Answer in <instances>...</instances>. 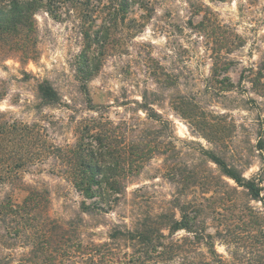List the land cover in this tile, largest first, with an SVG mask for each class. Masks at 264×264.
Masks as SVG:
<instances>
[{"label":"rangeland","instance_id":"374dc122","mask_svg":"<svg viewBox=\"0 0 264 264\" xmlns=\"http://www.w3.org/2000/svg\"><path fill=\"white\" fill-rule=\"evenodd\" d=\"M53 1L25 38V50L37 52V61L0 56V119L38 124L60 146L75 143L78 128L92 118L145 139L155 153L129 177L117 213L160 214L197 202L219 264H264V237L255 233V226L264 231V204L237 194L236 184L207 155L246 178L263 173L264 180V151L258 147L264 95L252 85L264 67V0ZM88 53L92 75L83 63ZM37 80H48L60 102L47 104ZM52 168L47 161L20 174L29 184L50 185L52 217L69 218L81 198L73 191L70 200L64 197L65 183ZM13 194L19 203L25 198L22 191ZM85 218L92 226L119 219ZM200 248L212 257L208 247Z\"/></svg>","mask_w":264,"mask_h":264},{"label":"trees","instance_id":"16d2710c","mask_svg":"<svg viewBox=\"0 0 264 264\" xmlns=\"http://www.w3.org/2000/svg\"><path fill=\"white\" fill-rule=\"evenodd\" d=\"M53 3L0 0V56L7 54L21 63L36 62L37 52L25 50V38L29 31H36V15L44 9L50 11ZM6 41L11 46L8 50ZM92 61L90 53L83 57L89 75L94 73ZM260 71L252 85L256 93L264 95V67ZM37 87L47 104L60 102L59 92L48 80H37ZM82 91L94 107L85 82ZM196 110L192 112L194 117ZM148 119L158 120L149 114ZM150 146L145 139L129 138L126 129L114 127L105 119L92 118L80 126L76 142L65 146L52 141L38 124L20 125L0 119V264H219L213 235L200 220L204 211L197 202L187 201L160 214L132 213L128 218L117 213L126 199L129 177L140 173L155 153ZM258 147L264 151L263 137ZM207 155L223 176L236 184L237 194L264 204L263 173L260 178H246L225 160ZM47 161L52 164V173L65 183L61 192L64 197L73 191L81 198L74 216L52 217L50 185L29 184L20 174ZM15 191L25 193L21 203L15 200ZM110 214L119 219L92 226L85 218ZM100 226L108 227L107 232L98 231ZM255 227L260 229L255 233L261 232L264 237L263 227ZM181 232L186 235L180 236ZM202 245L208 247L211 258L201 251Z\"/></svg>","mask_w":264,"mask_h":264}]
</instances>
